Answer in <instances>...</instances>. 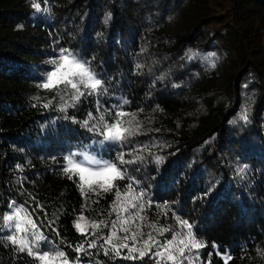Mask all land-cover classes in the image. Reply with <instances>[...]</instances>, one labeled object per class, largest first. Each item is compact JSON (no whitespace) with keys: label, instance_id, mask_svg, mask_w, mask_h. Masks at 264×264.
Wrapping results in <instances>:
<instances>
[{"label":"trees","instance_id":"trees-1","mask_svg":"<svg viewBox=\"0 0 264 264\" xmlns=\"http://www.w3.org/2000/svg\"><path fill=\"white\" fill-rule=\"evenodd\" d=\"M32 2L0 0V213L9 201L25 206L47 236L44 250L76 260L70 246L86 241L75 219L107 221L115 190L82 195L78 179L63 174V157L84 151L114 160L123 151L125 160L142 157L122 166L133 185L170 206L167 215L151 212L154 222L175 227L174 211L193 223L208 245L205 262L215 244L220 255L211 264H224V255L228 264H264V33L253 14L264 0H48V12ZM61 48L87 62L107 89L67 113L56 106L57 90L37 87ZM212 52L226 57L220 77ZM49 99L54 106H40ZM96 99L136 113L140 134L98 143L71 119L95 115ZM89 251L80 264H152L105 256L99 246ZM0 264L33 262L5 241Z\"/></svg>","mask_w":264,"mask_h":264},{"label":"snow or ice","instance_id":"snow-or-ice-1","mask_svg":"<svg viewBox=\"0 0 264 264\" xmlns=\"http://www.w3.org/2000/svg\"><path fill=\"white\" fill-rule=\"evenodd\" d=\"M47 4L48 0H44L42 7L41 3L33 0L31 7L37 12H48ZM48 63L52 68L40 77L37 87L49 91L57 90L59 102L56 106L59 111L67 113V110L76 107L82 98L100 97L107 93L105 82L87 62L79 59L70 50L61 48L58 57ZM33 99L39 102L40 98ZM53 99L41 103L40 106L45 109L54 106ZM95 104V115L93 111H89L87 118L82 121H76L75 117L71 119L74 123H80L82 128L98 135L101 138L98 143L125 144L129 138L140 134L136 113L123 111L122 105L105 108L99 99H96ZM123 104H127V101H123ZM36 106L37 104H33V107ZM241 119L247 120L246 113H241ZM125 155L126 153L121 151L114 160H105L84 151H70L63 157V174L70 180L78 179L82 195L85 194V190L93 193H97V190L104 193L115 190V199L108 213L109 216L115 214V219L111 221L110 227L108 221L104 219L89 223L83 214L75 219L73 226L86 241V246L85 242L70 246L74 247L76 260H70L68 254L61 249L44 250L42 245H46L47 236L37 220L33 219V214L15 201L7 202L8 211L0 213V234H3L0 235V243L6 241L17 253H26L33 264H80L81 255L91 256L93 253L89 250L97 249L98 246L105 256L111 255L113 258L140 261L149 259L152 264H211V257L214 254L220 255L219 248L213 244L214 253H208L207 261H203L201 250L208 245L197 237L195 225L189 220L172 211L175 227H161L155 222L145 223L147 217L144 213L153 202L151 199H145L147 193L144 190L136 191L132 178L126 175L127 169L122 167L142 157L133 156L132 160H125ZM155 159L159 162L161 157L156 156ZM239 171L243 173L245 168ZM125 179L129 182L125 190L121 191L117 181ZM36 207L43 206L37 204ZM156 207L164 215L170 211L166 201ZM53 224L54 221L50 222L49 228L57 231L59 235ZM144 227L151 230L145 233ZM102 229H108V232L101 234ZM166 233H169L171 238H166ZM85 234L91 235L92 239L88 241ZM258 253L264 255L260 250ZM231 259L230 255H224V264H228Z\"/></svg>","mask_w":264,"mask_h":264},{"label":"rangeland","instance_id":"rangeland-1","mask_svg":"<svg viewBox=\"0 0 264 264\" xmlns=\"http://www.w3.org/2000/svg\"><path fill=\"white\" fill-rule=\"evenodd\" d=\"M253 14H254V18H255V26H256V28H258L261 32H263L264 33V8L263 7H259V6H254L253 7ZM197 53V51L196 50H194V49H192L191 50V55L193 56L194 54H196ZM214 54V55H213ZM59 55V54H58ZM58 55L56 56V57H54V58H51L50 60H52V59H55V58H57L58 57ZM210 57H209V59H210V64H213V66H214V68L216 69V71L218 72L217 73V75L216 76H218V77H220V75L221 74H223L224 73V71H225V68H226V57L225 56H223V55H221L220 53H217V52H212V53H210V55H209ZM214 96H216L215 94H213ZM215 98V97H214ZM97 157V156H96ZM97 158H99V157H97ZM133 187L136 189V191L137 192H139L140 190H142V189H140L139 187H137V186H135V185H133ZM125 190V188L124 189H121V191H124ZM98 191V190H97ZM87 192V190H85V193ZM114 199H115V197H114ZM113 199V200H114ZM145 199H151L150 197H149V195H147L146 197H145ZM152 200V199H151ZM113 202V201H112ZM152 206L151 207H148L147 209H146V211H145V213H144V215L147 217V221L145 222V223H148V222H154L153 220H152V217H151V212H153V211H158V212H161L160 210H158L157 209V207H156V205H158V203H155L153 200H152ZM112 204V203H111ZM110 204V205H111ZM20 205V204H19ZM25 207V206H24ZM109 211H110V209H109ZM109 213V212H108ZM162 213V212H161ZM106 219H107V221H108V223H109V227H110V225H111V221L112 220H114L115 219V214H112L111 216H109V215H107V217H106ZM86 221L87 222H91V221H89V220H87L86 219ZM137 223H139V221L137 222ZM156 223V222H155ZM161 227H164V226H162V225H160ZM151 229H149L148 227H144L143 228V231L145 232V233H147L148 231H150ZM91 232V228H89V233ZM121 235H122V233H121ZM167 235H168V233H166L165 234V237L167 238ZM169 238H171V237H169ZM161 239H164V238H161ZM126 251V250H125ZM69 259L70 260H72L70 257H69ZM73 261V260H72Z\"/></svg>","mask_w":264,"mask_h":264}]
</instances>
